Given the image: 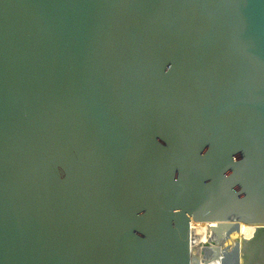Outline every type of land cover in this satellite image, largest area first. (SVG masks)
Masks as SVG:
<instances>
[{
	"label": "water",
	"instance_id": "95a60500",
	"mask_svg": "<svg viewBox=\"0 0 264 264\" xmlns=\"http://www.w3.org/2000/svg\"><path fill=\"white\" fill-rule=\"evenodd\" d=\"M0 264H264V0H0Z\"/></svg>",
	"mask_w": 264,
	"mask_h": 264
}]
</instances>
